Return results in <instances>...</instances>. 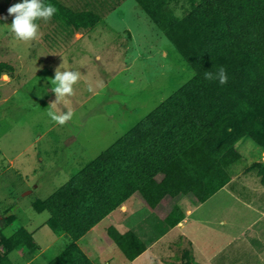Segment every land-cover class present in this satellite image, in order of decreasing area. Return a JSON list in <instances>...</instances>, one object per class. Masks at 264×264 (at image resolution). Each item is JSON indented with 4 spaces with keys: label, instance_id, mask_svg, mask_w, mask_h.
Instances as JSON below:
<instances>
[{
    "label": "rangeland",
    "instance_id": "rangeland-1",
    "mask_svg": "<svg viewBox=\"0 0 264 264\" xmlns=\"http://www.w3.org/2000/svg\"><path fill=\"white\" fill-rule=\"evenodd\" d=\"M21 2L0 0V233L5 237L28 219L38 228L48 218L47 213L36 214L30 205L62 182L61 176L55 177L61 172L52 166L60 171L67 166L81 170L194 77L178 49L135 0H45L58 13L47 24L39 22L42 36L29 44L15 40L8 27L14 19L8 9ZM91 27L92 33L83 35ZM126 28L134 39L124 32ZM144 35L148 44L141 41ZM43 42L56 43L61 53L72 46L64 66L45 59L39 47ZM79 45L83 47L78 49ZM58 68L79 71L81 77L73 96L52 105L56 96L51 80ZM49 110L72 111L74 116L60 126L48 117ZM237 150L241 160L233 166L234 172L248 170L264 153L250 138L240 140ZM26 185L40 189L28 195L34 189L26 190ZM219 197L225 206L233 204L225 192ZM189 206L193 203L184 198L183 209ZM147 214L145 208L138 218ZM6 215L10 216L5 220ZM8 259L22 264V251Z\"/></svg>",
    "mask_w": 264,
    "mask_h": 264
},
{
    "label": "trees",
    "instance_id": "trees-1",
    "mask_svg": "<svg viewBox=\"0 0 264 264\" xmlns=\"http://www.w3.org/2000/svg\"><path fill=\"white\" fill-rule=\"evenodd\" d=\"M136 1L195 75L80 176L37 205L38 212L51 214V227L65 232L70 254L79 253V238L134 194L150 209L172 200L162 226L174 228L184 219V198L201 204L230 182L231 168L241 160L240 140L250 138L264 151V0ZM221 66L227 84L205 79V72ZM252 170L264 182V162ZM33 250L22 227L10 237L0 235V264H12L8 258L15 251Z\"/></svg>",
    "mask_w": 264,
    "mask_h": 264
},
{
    "label": "crops",
    "instance_id": "crops-1",
    "mask_svg": "<svg viewBox=\"0 0 264 264\" xmlns=\"http://www.w3.org/2000/svg\"><path fill=\"white\" fill-rule=\"evenodd\" d=\"M135 2L137 3L136 0ZM91 30L92 28H88L83 35L91 34ZM159 31L164 34L160 29ZM124 32L134 39L130 28H126ZM141 41L148 44L149 38L144 35ZM54 44L56 43L43 42L39 47L43 50L45 59L53 61L52 65L64 66L72 46L65 52L61 50V53ZM81 47L83 45H79L78 49ZM163 53L167 55L166 51ZM77 142L84 147L83 141ZM103 154L104 152H99L81 170L67 166L65 169L71 174L64 172L65 169L60 171L58 167L52 166L53 171L61 172L55 177L61 176L63 180L46 195L37 196L30 205L36 214L47 213L48 218L38 228L29 219L23 222L22 228L31 236L34 250L22 251V264H84L85 260L91 264H264V182L256 170L234 172L232 168L237 163L231 168L230 182L207 201L184 208V219L174 228L168 230L162 226L175 205L172 200L164 199L155 209H150L138 194H134L76 241L80 254H70L66 250L69 240L65 232L51 227V214L48 211L38 212L36 207L41 202L49 201ZM262 161L264 162V153L253 164ZM252 172H255L254 175ZM55 177L51 178L50 187L53 186ZM30 187L34 190L28 195L35 194L40 189L39 185H26L25 189ZM222 192L232 200L231 206L223 204V198L219 197ZM218 197L219 200L216 199ZM182 202L183 200L180 204ZM208 204V211L204 212L203 208ZM145 208L149 209V214L141 215L142 218L139 219V213ZM9 216L6 215L5 220ZM0 235L4 236L2 233Z\"/></svg>",
    "mask_w": 264,
    "mask_h": 264
},
{
    "label": "clouds",
    "instance_id": "clouds-1",
    "mask_svg": "<svg viewBox=\"0 0 264 264\" xmlns=\"http://www.w3.org/2000/svg\"><path fill=\"white\" fill-rule=\"evenodd\" d=\"M57 13L58 9L51 3H46L45 0H22L21 3L8 9V14L14 17L11 26L8 27L15 40L29 44L38 41L42 36L39 22L47 24ZM80 77L79 71H60L58 68L55 71V78L51 80V84L54 85L51 91L56 96V101L52 105L61 99L73 96L74 85L78 83ZM205 79L218 80L220 85H225L229 77L226 69L221 66L215 73L205 72ZM47 115L51 121L63 126L73 119L74 113L49 110Z\"/></svg>",
    "mask_w": 264,
    "mask_h": 264
}]
</instances>
